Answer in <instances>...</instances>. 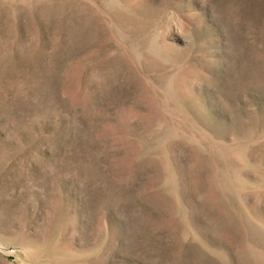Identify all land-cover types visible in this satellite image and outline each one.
Listing matches in <instances>:
<instances>
[{
  "label": "rangeland",
  "instance_id": "1",
  "mask_svg": "<svg viewBox=\"0 0 264 264\" xmlns=\"http://www.w3.org/2000/svg\"><path fill=\"white\" fill-rule=\"evenodd\" d=\"M0 264H264V0H0Z\"/></svg>",
  "mask_w": 264,
  "mask_h": 264
}]
</instances>
